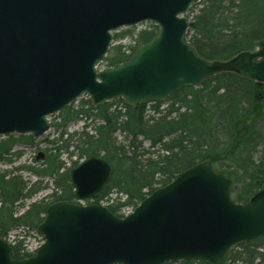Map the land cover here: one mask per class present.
Here are the masks:
<instances>
[{"label":"water","instance_id":"obj_1","mask_svg":"<svg viewBox=\"0 0 264 264\" xmlns=\"http://www.w3.org/2000/svg\"><path fill=\"white\" fill-rule=\"evenodd\" d=\"M199 0H0V135L50 130L49 116L83 94L95 105L122 98L138 107L233 71L264 83V39L227 61L202 58L187 38ZM150 21L158 36L126 62L99 69L113 32ZM113 173L103 157L71 172L76 197L102 195ZM232 181L207 159L151 192L124 217L101 204L59 200L38 225L44 243L13 258L0 233V264L223 262L235 245L264 236V188L237 202Z\"/></svg>","mask_w":264,"mask_h":264},{"label":"trees","instance_id":"obj_2","mask_svg":"<svg viewBox=\"0 0 264 264\" xmlns=\"http://www.w3.org/2000/svg\"><path fill=\"white\" fill-rule=\"evenodd\" d=\"M190 20L187 37L198 54L210 61H227L242 52L254 50L256 41L264 39V0H200L187 14ZM159 34V27L149 24L137 31L133 26L116 33L115 40L130 39V44L110 48L102 66L110 68L128 61L143 45ZM164 101H155L154 115L146 116L145 102L138 107L123 99L93 106L90 99L80 108L68 106L54 123L62 131L42 167H26L37 176L49 177L56 191L52 202L69 200L76 195L70 170L62 171L61 153L82 159L102 156L113 168V174L99 203L112 192L124 194V203L108 206L122 217L124 207L135 208L156 188L171 182L180 172L204 160L232 181V196L247 202L264 188V83L237 72L219 73L199 86H185ZM185 108L183 111H181ZM175 114V116H173ZM157 115V116H155ZM91 119L81 131L68 133L70 121ZM96 119L100 121L96 123ZM92 126V131L87 130ZM125 135L128 144L118 140ZM66 137V138H65ZM148 141V147L144 142ZM34 138L10 135L0 138V161L10 162L22 152L16 145H31ZM23 169L24 166H21ZM19 168V167H18ZM39 180L31 186L20 177L0 173V233L7 237L13 227L37 228L52 202H34L21 215L16 205L31 199L49 187ZM13 247V258L32 254L25 251L23 241ZM163 264H214L205 260H181ZM220 264H264V236L241 242L231 248Z\"/></svg>","mask_w":264,"mask_h":264},{"label":"rangeland","instance_id":"obj_3","mask_svg":"<svg viewBox=\"0 0 264 264\" xmlns=\"http://www.w3.org/2000/svg\"><path fill=\"white\" fill-rule=\"evenodd\" d=\"M149 24L151 23L143 22V23L136 25L137 31L147 27ZM125 29L126 27H122L116 30L115 32H113V41H112L111 47L117 44H123V45L130 44L129 38H125L122 40L114 39V36L116 33H119ZM103 69H106V68L103 66ZM88 99L89 97L87 95H81L74 102L71 103L70 105L71 110L80 108L81 105L84 102H86ZM167 105H168V102L166 103L163 102L161 105V110L165 109ZM184 109L185 108H183L181 111H183ZM61 112H58L56 114L49 116L51 129L45 135H43L42 137L34 138V142L31 145H25V144L21 145L20 144V145H16L13 148V151L22 152V154L19 157L14 156L10 162H4V161L0 162V172H5L8 174V176H11V177L15 176V177L22 178L26 182L27 186H31L39 180L43 183L42 185L49 184L48 188L38 192L31 199H24L23 201H20L16 205L17 215H21L22 213H24L27 209H29L30 205L34 202H39L43 199H45L48 202H52L54 199V198L51 199L50 195L53 193V191L54 192L56 191V188L54 187V184L49 179V177L37 176L33 174L31 171H29L26 167L38 168V167H42L43 164L45 163L46 157H42L40 160L36 161L35 156L39 151L44 152L47 156L50 153V150L53 148L54 144L51 142V140L57 139L62 130L61 128H58L56 125H54V123L59 122ZM153 115H154L153 103H148L146 107V116L149 117ZM173 116H175V114H173ZM87 121H89V119H87ZM99 121L100 120L96 119L95 122L98 123ZM82 126H83V121H80V120L73 121V122L68 123L66 130L68 133H73L76 130L81 131ZM117 137L121 143L128 144V139L125 135L118 132ZM149 144L150 143L148 141L144 142V145L146 147H148ZM59 159L65 164L62 171L72 169L73 162L76 160L75 157L70 159L67 153H61ZM21 166H24L23 169H20L22 168ZM112 194H114V192L108 195L109 198H114L115 194L114 195ZM117 200H121V197H119ZM75 201L80 203V201H78L77 199ZM90 202H93V200L92 201L91 200L82 201V203L84 204L90 203ZM128 210L130 209H125L124 211H128ZM7 237L12 244H16L18 240H22L25 251L27 252L33 253L35 247L41 244V238L37 234L36 228L29 227V226L22 225V226L13 227L12 229L9 230Z\"/></svg>","mask_w":264,"mask_h":264},{"label":"bare ground","instance_id":"obj_4","mask_svg":"<svg viewBox=\"0 0 264 264\" xmlns=\"http://www.w3.org/2000/svg\"><path fill=\"white\" fill-rule=\"evenodd\" d=\"M250 51H252V50H250ZM210 61V60H209ZM204 83V82H203ZM83 95H86V94H83ZM88 96V95H87ZM89 97V96H88ZM89 99L91 100V98L89 97ZM76 100V99H75ZM74 100V101H75ZM73 101V102H74ZM91 102H92V105L93 106H99V105H101V104H99V105H95L94 103H93V101L91 100ZM102 104H104V103H102ZM53 115V114H52ZM97 120H99V119H97ZM73 121H79V120H72V121H70V122H73ZM80 121H83V126H82V129H83V127L85 126V123L86 122H90L91 121V119H89V121H87V119H81ZM61 129H62V127H61ZM87 130H89V131H92V126H89L88 128H87ZM62 131V130H61ZM46 134V133H45ZM44 134V135H45ZM10 135H15V136H17V135H19V136H28V135H30V136H33V134H16V133H14V134H10ZM40 137H42V136H40ZM36 138H38V137H36ZM46 155V154H45ZM44 155V156H45ZM46 158H47V156H45ZM35 158L36 159H41L42 157H41V153H40V151L36 154V156H35ZM73 169V168H72ZM71 169V170H72ZM71 170H70V172H71ZM124 195V194H123ZM126 196V195H125ZM17 215V214H16ZM44 217H45V215H44ZM44 220V219H43ZM36 232H37V234L40 236V238H41V242H43L44 241V237H43V235H41L39 232H38V230H36ZM30 254H32L31 256H33L34 255V252L32 253V252H30ZM31 256H29V257H31ZM28 258V257H27Z\"/></svg>","mask_w":264,"mask_h":264},{"label":"flooded vegetation","instance_id":"obj_5","mask_svg":"<svg viewBox=\"0 0 264 264\" xmlns=\"http://www.w3.org/2000/svg\"><path fill=\"white\" fill-rule=\"evenodd\" d=\"M40 153H41V157H45L46 156L44 152L40 151Z\"/></svg>","mask_w":264,"mask_h":264}]
</instances>
